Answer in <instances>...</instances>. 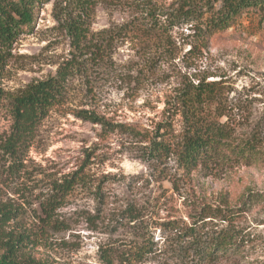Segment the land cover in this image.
Segmentation results:
<instances>
[{"label":"rangeland","instance_id":"1","mask_svg":"<svg viewBox=\"0 0 264 264\" xmlns=\"http://www.w3.org/2000/svg\"><path fill=\"white\" fill-rule=\"evenodd\" d=\"M175 1L100 0L78 49L65 27L77 8L51 0L13 44L0 72V209L15 211L6 229L22 235L24 256L42 264H264V15L248 11L205 44L191 23L168 24L163 13ZM71 57L66 97L12 156L3 147L11 95ZM199 80L216 83L217 100L201 109L227 124L232 142L225 159L187 170L177 156L185 129L178 97ZM81 109L117 126L80 118ZM155 141L168 148L156 154ZM74 175V187L57 194ZM188 226L215 236L238 229L251 240L205 262L192 237L178 234Z\"/></svg>","mask_w":264,"mask_h":264},{"label":"trees","instance_id":"2","mask_svg":"<svg viewBox=\"0 0 264 264\" xmlns=\"http://www.w3.org/2000/svg\"><path fill=\"white\" fill-rule=\"evenodd\" d=\"M50 1L0 0V72L7 64L13 44L25 28L34 24L40 6ZM98 1L100 0H72L77 10L67 18L65 27L73 45L78 49L85 46L83 42L88 35L89 20ZM251 10L264 15V0H176L163 15L167 17L170 25L191 23L196 32L198 30L201 33L202 42L205 43L210 41L216 32L233 26L244 13ZM147 16L156 19L157 13L148 9ZM75 60V57L65 60L55 74L32 82L19 93L11 95L13 124L3 146L9 154L17 157L23 149L28 148L41 121L55 104L64 100L69 78L75 70ZM5 95V91L0 89V100ZM217 97L216 83L205 80H199L197 84L191 83L178 97L185 129L177 156L187 170H194L201 164L208 165L215 157L225 159L227 150L231 149L232 135L227 124L204 114L201 109L204 105L211 106ZM76 115L101 124L107 130L117 126L105 117L86 109L77 111ZM154 144L152 151L156 154L168 148L162 142L155 141ZM243 150L245 149L233 148L237 155H242ZM77 178V175H74L58 183L55 186L57 194L68 193L76 184ZM56 201L58 196L54 197L49 205ZM13 214L15 211L8 205L0 209V264H42L34 258L24 256V238L21 234L14 236L7 231V224L13 219ZM178 234L192 237L190 245L194 252L199 251L202 261L210 263L215 252L227 251L242 241L251 240V234L238 229L221 231L215 236L213 233H197L193 226H188L180 228Z\"/></svg>","mask_w":264,"mask_h":264}]
</instances>
